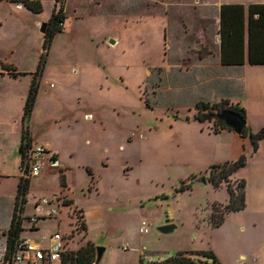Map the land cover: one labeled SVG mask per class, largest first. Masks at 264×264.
I'll use <instances>...</instances> for the list:
<instances>
[{"label":"rangeland","instance_id":"rangeland-1","mask_svg":"<svg viewBox=\"0 0 264 264\" xmlns=\"http://www.w3.org/2000/svg\"><path fill=\"white\" fill-rule=\"evenodd\" d=\"M38 1V14L13 0L0 1V196L12 197L21 175L14 135L21 119L16 121L30 85L28 75L42 53L41 27L55 6L65 19L47 52L31 129L36 139L56 141L66 135L57 143L71 154L65 157L70 170L67 192L87 214L98 212L96 218L87 216L88 239L104 249L98 264H158L177 252L208 250L219 264H264V146L238 173L246 182L245 208L228 213L219 227H212V204L221 210L228 196L224 185L215 189L207 182L208 172L211 165L233 161L236 150L226 151L229 139L213 134L211 123L194 120L195 104L182 103L185 95L189 102L197 100L193 91L175 89L174 74L158 77L153 72L166 64L163 12L170 11L174 1L186 10L197 4ZM173 29L182 31L180 23ZM167 42L170 54L176 53ZM12 70L16 77L8 75ZM187 180L192 181L191 190L176 192ZM238 180L230 178L234 184ZM59 190V169L44 166L39 176L30 178L25 215H35L34 204L52 199ZM58 201L65 205L63 196ZM67 211L71 225L80 210L64 207V217ZM166 220L174 229L161 233L158 228ZM142 222L148 225L147 234L139 233ZM67 225L61 226L64 234L72 230ZM38 227L30 236L44 245L56 222L43 219ZM68 237L69 249L88 241L84 228ZM188 257L204 264L200 256Z\"/></svg>","mask_w":264,"mask_h":264},{"label":"crops","instance_id":"crops-1","mask_svg":"<svg viewBox=\"0 0 264 264\" xmlns=\"http://www.w3.org/2000/svg\"><path fill=\"white\" fill-rule=\"evenodd\" d=\"M193 3L197 4V7H189L193 11L190 9L186 10L184 6L179 5L178 1H174V3L169 6L171 10L163 12L166 16V30H164V36L166 39L165 46L167 47L165 48L166 64L163 68L154 67L153 72L156 71L155 74L158 77L165 74H174V79H172L174 80L173 87L175 89L185 94L193 91L195 95L194 99L197 100H192L189 102V100H187V96L185 95L184 100L182 101L183 104L188 106H193L198 102L220 103L221 101H228L232 105H238L244 110L245 113V127L248 129V131L255 133L264 127V64L249 63L246 12L248 6L264 5V2L252 1L243 3L216 0L211 4H207L206 0H193ZM224 5L241 6L244 11V20L242 21L243 30L238 39V41H240V45L235 46L236 48L230 47V43H228L226 36L223 41V47L221 44L222 39L219 32L220 7ZM178 23H180V26L182 27V31L179 32L176 30L174 31L173 29V25ZM170 25L172 28H170ZM167 30L171 31L172 33L169 34ZM167 41H170L173 44L176 53L170 54L171 48ZM253 58H255L254 55ZM171 60L173 61L171 62ZM147 75L150 76L151 73L149 74L148 72ZM43 77L44 73L40 80V84ZM158 87L156 88L157 91L159 90ZM21 117L22 115H20L16 122H20ZM33 117L34 115H31L28 125L31 143L43 146L47 153L46 158L49 157L51 160L55 161V166L53 168L62 170L65 177V187L60 186L58 194L52 198L58 199V196H63L66 200L64 201L65 205L60 202V220H54L56 222V229L52 233L58 231L62 235H67L64 234L65 230H60L62 224L66 222L68 223L67 226L71 227L68 211L66 212V217H64L62 215V208L66 207L69 209L70 207H74L80 210L82 213L88 239L90 224L87 220V216L89 215L90 218L92 216L96 218L98 212L87 214L85 210L80 207L79 204L75 202V200L72 199L70 194L67 192L69 186L67 185V173H69L70 170L67 166L65 157L67 156V159H69L71 154L70 151L67 153L62 151L57 143V140L60 138H65L66 135H60L56 141H53L51 138L44 137H38L36 139L31 129ZM22 127L23 125L21 122L20 131L18 133H14V135L17 137L16 144L19 147ZM213 134H222L229 139L230 143L225 148L226 151L233 149L236 150L235 156L233 158L234 160L238 158L241 153L245 152L251 155L249 158V160H251L257 154L259 149L264 146V140L260 141L258 143L257 151L252 154V147L248 138H241L239 135L227 130H220ZM46 165L48 166L47 162L45 163V166ZM244 168L240 169L239 171H242ZM84 169L86 170L89 168L85 167ZM239 171L236 172L231 178L241 179L238 176ZM15 193L8 199L6 197L0 196V264H6L3 261L6 241L4 233L9 228L15 200ZM23 215H25V205ZM38 223L33 230H28V226L23 223V231L20 234V239L28 241L36 248L45 247L47 245V242L42 245L37 242V240L32 238V236H30L39 231ZM51 234H49V236ZM88 241L94 244L89 239ZM240 259L245 260V257L240 256Z\"/></svg>","mask_w":264,"mask_h":264},{"label":"trees","instance_id":"trees-1","mask_svg":"<svg viewBox=\"0 0 264 264\" xmlns=\"http://www.w3.org/2000/svg\"><path fill=\"white\" fill-rule=\"evenodd\" d=\"M1 1V0H0ZM60 0H55V4ZM13 2L22 5L26 10L33 14H38L42 11V6L39 1L29 0H13ZM247 17V33H248V60L250 64H264V5H250L246 12ZM65 17L62 15V10L56 11L55 6L51 16L46 24V30L43 34L42 53L39 56L36 69L28 76L30 78V85L28 88L27 96L22 110V131L20 134V167L23 164L24 150L31 144L29 133V120L36 102V97L40 87V80L44 73V65L46 61L47 52L50 44L57 33L62 31V24ZM244 20V11L241 6L237 5H224L220 7V35L221 44L226 36L230 47L240 45L238 41L240 34L243 30L242 21ZM242 43V42H241ZM253 55L255 58H253ZM223 60V59H222ZM224 62V61H223ZM242 64V63H240ZM9 75L16 77L18 74L12 70ZM196 115L194 120L199 123H211V132L216 133L220 130L231 131L221 121L217 119L218 114L223 110H231L241 116L245 120V113L238 105H232L228 101H221L220 103H206L198 102L195 104ZM241 138H248L252 147V154L258 149V143L264 140V127L257 132L252 133L245 127L241 134ZM250 154H241L233 161H226L220 164L211 165L207 182H210L213 188L219 189L225 186L228 196L227 203L218 209L217 204H212V212L208 216V223L212 227H219L224 220V216L228 213L240 212L245 208V187L246 182L239 179L235 184L230 181V178L244 168L250 158ZM86 171L91 174L90 170ZM194 177H192L193 179ZM191 179V180H192ZM30 178L19 176L18 185L16 187L15 200L13 211L9 223L8 230L4 233L5 250L3 254V261L10 263L11 257L16 252V245L20 240V234L23 231L24 219H21V214L26 204V196L28 194ZM59 183L61 187H65V177L63 171L59 170ZM192 181H183L180 183L176 192H185L191 190ZM78 228H83L87 233L85 224L83 223V216L81 211H78ZM189 255L200 256L204 260V264H219L212 251H196V252H177L174 256L158 263V264H197ZM95 260V245L87 241L83 247L67 252L62 257L61 264H93Z\"/></svg>","mask_w":264,"mask_h":264},{"label":"built area","instance_id":"built-area-1","mask_svg":"<svg viewBox=\"0 0 264 264\" xmlns=\"http://www.w3.org/2000/svg\"><path fill=\"white\" fill-rule=\"evenodd\" d=\"M38 1V0H29ZM46 150L43 146L30 144L24 150L23 164L20 167V174L23 177L31 178L40 175L45 163L53 168L51 158H46ZM59 206L58 199H42L36 202L34 207L36 214L32 216H25L23 213L20 215L21 219H24L25 224L28 226V230H33L36 224L43 219H59ZM71 216V215H70ZM73 223L71 224L72 230L67 235H62L56 231L52 233L46 240L47 245L45 247H34L28 241L20 239L16 245V252L10 259L11 264H61L62 257L67 252H72L77 249L68 248V236L78 228V215L73 216ZM139 233L147 234L148 225L145 222L141 223ZM244 262V260H242ZM6 264H9L6 262ZM246 264V263H241Z\"/></svg>","mask_w":264,"mask_h":264},{"label":"water","instance_id":"water-1","mask_svg":"<svg viewBox=\"0 0 264 264\" xmlns=\"http://www.w3.org/2000/svg\"><path fill=\"white\" fill-rule=\"evenodd\" d=\"M46 30V24H43L41 27V33L44 34ZM217 119L221 121L226 127H228L233 133L236 135H240L243 129L245 128V120L241 118V116L231 110H223L221 111ZM55 162L54 160L52 161ZM203 183H205L204 179H202ZM174 229V226L169 223L168 220L165 221V224L158 228V231L161 233H169ZM104 252L103 248L95 247V260L93 264H98L102 257V253Z\"/></svg>","mask_w":264,"mask_h":264}]
</instances>
